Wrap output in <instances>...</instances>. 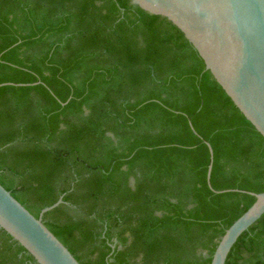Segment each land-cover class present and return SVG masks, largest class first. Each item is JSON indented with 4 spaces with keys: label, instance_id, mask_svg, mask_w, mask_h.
Instances as JSON below:
<instances>
[{
    "label": "trees",
    "instance_id": "trees-1",
    "mask_svg": "<svg viewBox=\"0 0 264 264\" xmlns=\"http://www.w3.org/2000/svg\"><path fill=\"white\" fill-rule=\"evenodd\" d=\"M3 82L0 182L36 216L63 196L43 220L81 264H210L264 191V136L131 0H0ZM0 264L38 263L0 227ZM226 264H264V214Z\"/></svg>",
    "mask_w": 264,
    "mask_h": 264
},
{
    "label": "water",
    "instance_id": "water-1",
    "mask_svg": "<svg viewBox=\"0 0 264 264\" xmlns=\"http://www.w3.org/2000/svg\"><path fill=\"white\" fill-rule=\"evenodd\" d=\"M173 22L198 51L225 92L264 136V0H131ZM25 85L26 83L3 82ZM207 179L211 188L213 147ZM226 191V190H222ZM221 236L210 264H226L239 237L264 214V191ZM0 182V227L21 244L38 264H81L43 220Z\"/></svg>",
    "mask_w": 264,
    "mask_h": 264
}]
</instances>
